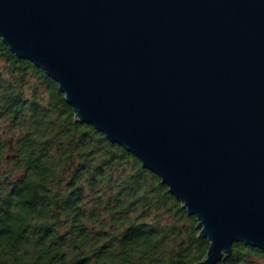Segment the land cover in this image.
I'll use <instances>...</instances> for the list:
<instances>
[{
    "label": "water",
    "instance_id": "95a60500",
    "mask_svg": "<svg viewBox=\"0 0 264 264\" xmlns=\"http://www.w3.org/2000/svg\"><path fill=\"white\" fill-rule=\"evenodd\" d=\"M0 37L195 216L193 264L264 250V0H0Z\"/></svg>",
    "mask_w": 264,
    "mask_h": 264
},
{
    "label": "trees",
    "instance_id": "16d2710c",
    "mask_svg": "<svg viewBox=\"0 0 264 264\" xmlns=\"http://www.w3.org/2000/svg\"><path fill=\"white\" fill-rule=\"evenodd\" d=\"M194 215L0 37V264H193ZM217 264H264L238 241Z\"/></svg>",
    "mask_w": 264,
    "mask_h": 264
}]
</instances>
